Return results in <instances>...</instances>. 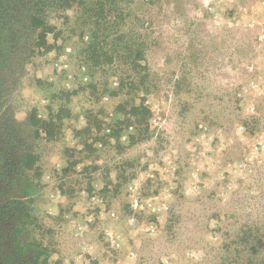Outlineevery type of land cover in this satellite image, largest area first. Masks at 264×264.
Returning <instances> with one entry per match:
<instances>
[{
  "label": "rangeland",
  "instance_id": "obj_1",
  "mask_svg": "<svg viewBox=\"0 0 264 264\" xmlns=\"http://www.w3.org/2000/svg\"><path fill=\"white\" fill-rule=\"evenodd\" d=\"M134 7L141 80L120 59L90 64L88 31L68 10L52 14L46 45L33 41L5 93L39 157L21 177L16 151L0 150V264H18L21 211L46 264H244L238 232L264 227V0ZM141 104L138 130L127 117Z\"/></svg>",
  "mask_w": 264,
  "mask_h": 264
},
{
  "label": "trees",
  "instance_id": "obj_2",
  "mask_svg": "<svg viewBox=\"0 0 264 264\" xmlns=\"http://www.w3.org/2000/svg\"><path fill=\"white\" fill-rule=\"evenodd\" d=\"M135 1L0 0V122L4 137L3 148L0 150L5 151V156H10L12 151H16V154L13 155V172L16 171L18 176H28L32 170L38 168L39 156L32 151L28 143L24 144L25 141H21L14 126L16 125L15 120L8 108L12 99L4 95L9 93L10 86L13 87L17 83V74L25 65L26 57L31 53L33 41L36 40L35 44L38 41L40 46L46 45V33L49 28L51 29L48 21L52 14L73 10L76 23L84 27L89 34V40L84 49L88 62L94 66H103L120 59L130 70V78L137 79L139 78L137 66H142L138 63L145 59L144 47L147 43L146 41L142 43L136 38V34L141 35V31H139L135 20V18H139L134 7ZM147 1L151 6H155L157 2V0ZM156 6L161 7V4ZM148 9L149 7H147ZM139 79L141 80V77ZM8 81H11V85H8ZM60 111L57 119L63 117L61 113L64 110ZM147 112L148 109L144 104L133 105L130 115L127 117L128 124H136V129L140 130L141 117L145 118ZM56 118L52 116L44 121L47 134L51 133ZM28 120L29 126L35 129L39 136L38 126L42 121L37 112L31 113ZM6 182L7 180H4V183ZM25 190L23 189L24 192ZM19 216L21 218L15 225L16 234L13 241L15 261L18 260V264H46L47 260L41 258L46 248L44 243L36 238L31 241L27 237H23V232L28 224L26 219L30 215L21 211ZM238 235L241 240L240 244L246 245L248 249L244 257V264H264V227L259 224L249 225L238 232ZM22 255L25 256L24 259H21ZM225 259L227 264H236L233 258L225 256ZM238 261L239 259H237V263Z\"/></svg>",
  "mask_w": 264,
  "mask_h": 264
}]
</instances>
